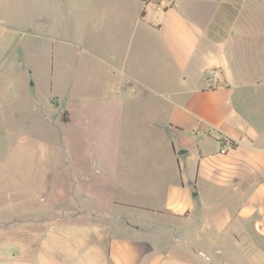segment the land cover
Segmentation results:
<instances>
[{"label":"crops","instance_id":"0c3cea01","mask_svg":"<svg viewBox=\"0 0 264 264\" xmlns=\"http://www.w3.org/2000/svg\"><path fill=\"white\" fill-rule=\"evenodd\" d=\"M39 1L29 30L49 36L50 77L59 58L99 104L78 108L86 128L140 115L152 141L124 174L62 159V202L0 201V230L7 212L18 228L0 264H264V0Z\"/></svg>","mask_w":264,"mask_h":264},{"label":"rangeland","instance_id":"374dc122","mask_svg":"<svg viewBox=\"0 0 264 264\" xmlns=\"http://www.w3.org/2000/svg\"><path fill=\"white\" fill-rule=\"evenodd\" d=\"M42 6L44 9L39 0H0V191L11 193L9 198L0 196L4 202L20 194L21 202L28 203L29 194L45 191L53 192L50 203L62 202L60 193L67 190L62 159L69 160L72 173H90L91 161L97 158L98 166L124 174L125 157H141L152 141L140 121L129 122L130 117L139 120L140 115L120 112L114 114V122L99 117L97 122L94 117L93 125L98 127L86 128L85 116L77 113L78 108L99 104L92 98L86 104L78 96L81 78H61L59 58L54 63L56 74L50 77L49 36H34L29 30L31 23L41 21L36 13ZM30 40L40 43L42 50L30 52ZM86 81L93 89V78ZM66 109L71 114L68 122L61 120L62 115L68 117ZM122 117L126 121L121 128ZM86 184L90 186L92 180ZM6 214L10 223L0 230L1 242L14 239L18 232L12 225L13 212ZM4 222L0 220V224ZM23 236L27 238V233Z\"/></svg>","mask_w":264,"mask_h":264},{"label":"built area","instance_id":"2783aa9c","mask_svg":"<svg viewBox=\"0 0 264 264\" xmlns=\"http://www.w3.org/2000/svg\"><path fill=\"white\" fill-rule=\"evenodd\" d=\"M233 147H234V143H232L230 140H223L221 142L219 152L226 153L229 149H232Z\"/></svg>","mask_w":264,"mask_h":264},{"label":"trees","instance_id":"16d2710c","mask_svg":"<svg viewBox=\"0 0 264 264\" xmlns=\"http://www.w3.org/2000/svg\"><path fill=\"white\" fill-rule=\"evenodd\" d=\"M61 120H62V121H67V119L65 118L64 115H62Z\"/></svg>","mask_w":264,"mask_h":264},{"label":"water","instance_id":"95a60500","mask_svg":"<svg viewBox=\"0 0 264 264\" xmlns=\"http://www.w3.org/2000/svg\"><path fill=\"white\" fill-rule=\"evenodd\" d=\"M183 151H185V150H180L179 153H180V152H183Z\"/></svg>","mask_w":264,"mask_h":264}]
</instances>
